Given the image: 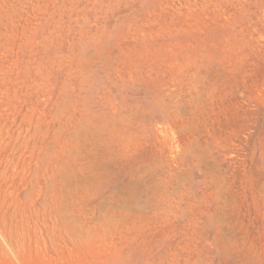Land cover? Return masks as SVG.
Segmentation results:
<instances>
[{"label":"rangeland","instance_id":"1","mask_svg":"<svg viewBox=\"0 0 264 264\" xmlns=\"http://www.w3.org/2000/svg\"><path fill=\"white\" fill-rule=\"evenodd\" d=\"M0 264H264V0H0Z\"/></svg>","mask_w":264,"mask_h":264},{"label":"bare ground","instance_id":"2","mask_svg":"<svg viewBox=\"0 0 264 264\" xmlns=\"http://www.w3.org/2000/svg\"><path fill=\"white\" fill-rule=\"evenodd\" d=\"M42 164V163H41ZM48 171V170H47ZM52 181V180H51ZM35 186V185H34ZM48 200V199H47ZM127 206V205H126ZM37 207V206H36ZM44 209V208H43ZM51 209H52V207H51ZM46 210V209H45ZM51 211V210H50ZM54 219V218H53ZM56 221V220H55ZM67 232V231H66Z\"/></svg>","mask_w":264,"mask_h":264}]
</instances>
